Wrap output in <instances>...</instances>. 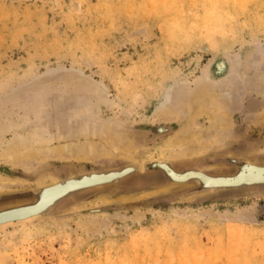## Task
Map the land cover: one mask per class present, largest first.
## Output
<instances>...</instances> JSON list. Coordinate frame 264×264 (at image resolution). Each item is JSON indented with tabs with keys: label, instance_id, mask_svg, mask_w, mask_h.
<instances>
[{
	"label": "rangeland",
	"instance_id": "1",
	"mask_svg": "<svg viewBox=\"0 0 264 264\" xmlns=\"http://www.w3.org/2000/svg\"><path fill=\"white\" fill-rule=\"evenodd\" d=\"M259 71L264 0H0V153L13 141L38 153L29 169L0 156V175L15 180L0 194L103 171L96 168L119 177L125 163L175 158L169 144L179 139L177 121L153 117L186 77L202 72L211 88H232L237 103L225 146L203 155L235 154L264 124L246 117L253 100L264 104L254 84ZM216 120L202 116L198 141L216 132ZM114 125L129 128L132 154L105 141L104 129ZM58 146L69 156H55ZM248 156L264 162V137ZM58 164L63 175L82 173L58 177ZM215 168L229 167H207ZM159 173L129 175L88 203L65 197L43 217L52 199L47 190L35 202L1 205L21 217L37 215L0 227V264H264V194L181 195L150 184ZM240 212L244 221L231 219Z\"/></svg>",
	"mask_w": 264,
	"mask_h": 264
},
{
	"label": "bare ground",
	"instance_id": "2",
	"mask_svg": "<svg viewBox=\"0 0 264 264\" xmlns=\"http://www.w3.org/2000/svg\"><path fill=\"white\" fill-rule=\"evenodd\" d=\"M239 65L240 60L236 58L232 67L237 69ZM256 75L260 76L259 78H257L254 84L256 85L257 89L260 86V93L264 97V76L263 78H260L262 77V75H264V72L259 71ZM233 80L234 78L230 79V82ZM209 84L210 82L208 76L204 72L194 77L192 80L187 79L186 77L183 83L180 84L176 95L168 104V106L159 110L153 117L154 120L177 121V125L175 124V129L176 134H179V139H176V141L170 143L169 147L172 152L176 154L174 157H179V159L183 161L182 163H178L177 159L171 156L158 158L148 157V159H145L142 162H138L136 163V165H125L119 171L121 172L119 177H115L116 170H109L111 168H105L102 169V172L90 173L87 175L83 174L82 176L76 179L61 180L60 182H56L55 184L53 183L52 185L47 187L41 186V188H39L35 192V196L39 197L40 190H47L48 194L52 198L49 203L44 205L42 211L54 207V205H57L56 203L62 200L63 198L68 197L69 195L79 192L81 190L88 189L95 192L107 188L114 182H120L121 184L122 180H127V178L129 179V175L135 177L137 176L136 174H138L139 171L146 169V167H153L152 169L161 172V175L165 177L168 183H170L167 187H174L178 188L179 190H185L187 188L197 185L199 188L207 191L218 190L220 192V190H227L228 192H234V194H237L236 192L240 190L247 191L253 188L263 187L264 162L258 159H250L247 153H217V155L225 154L226 156H220L218 159H214V164L212 167L224 166L227 168L228 166L229 168L227 170L218 168L210 170L207 169V167L201 165V162H203V158L200 159L199 157L202 156L203 153L208 151L217 152L218 149L223 148L225 146L227 141L226 136L227 133H229V127L233 123L231 111L233 107H235L237 104L236 100L233 99L234 91L232 88L227 87L215 90L211 88ZM224 84L225 82H223V85ZM226 85H228V83H226L224 86ZM236 85L237 84H234L233 86L236 87ZM248 107V114L246 115V117L248 118V122H264V104L261 102V100H253L251 104L248 105ZM204 114L208 115V117L217 119V128L216 132L213 135H209L208 137L202 139V141H198L196 139V135H198L200 132L195 130V126H197ZM171 128L172 127H170L169 129ZM112 131L104 129L102 136H104L105 141H113L114 150H118L123 155L126 153L132 154L134 152L133 148H136V146H134V144H131L130 142L132 133L130 132L129 128H120L119 126L117 128L116 126ZM47 138L48 137L41 136L38 139L42 141H49L50 138ZM121 139H123L122 141H126V144H123L121 142L123 144L122 145L120 143ZM36 149L34 151L29 149L26 145L19 146L18 143L13 141L9 143L5 148H3V152L0 153V156H5V158L10 160L13 164L23 166L26 169H29L33 167L32 160L36 159L35 157L38 154ZM249 150H251V148H249L247 151ZM54 155L62 158L69 156V153L65 146H58L54 151ZM214 155H216V153ZM185 159H189V161H186ZM221 160H224L227 163H224V161ZM80 172L82 173V171ZM145 174L148 175V173ZM145 174L142 175L144 176ZM47 179H50L51 181L55 180L52 176ZM13 180L14 179L0 175V190L7 188L10 185V182H13ZM43 181L46 182L48 180L43 179ZM158 184L154 185L158 186ZM91 187L97 189H91ZM20 215V211L3 210L0 211V221L4 219H11L12 217H19ZM36 215L37 214L30 212L28 216L22 217V219L18 218L13 221L7 220L8 222H4L0 225L7 223L13 224L14 222L24 219H28L29 221ZM230 216L234 217L231 219H238L243 221L245 220V212H240L239 214ZM21 223H25V221H22Z\"/></svg>",
	"mask_w": 264,
	"mask_h": 264
},
{
	"label": "water",
	"instance_id": "3",
	"mask_svg": "<svg viewBox=\"0 0 264 264\" xmlns=\"http://www.w3.org/2000/svg\"><path fill=\"white\" fill-rule=\"evenodd\" d=\"M261 135H263V136H261ZM260 136H261L262 141H263V137H264V124H262V126L259 128L257 137H255V138H244V140L242 142L243 147L239 148L238 151L239 152L247 153V155H249L250 152L254 150V148H256L257 146H259L261 144L262 141L258 145H256V143H255V140L257 138H259ZM249 148H251V150L247 151ZM239 152H237V153H239ZM217 157L218 156H215V155L211 154V155H203V156H200L199 158L200 159L203 158L202 159L203 162H201L202 163L201 164L202 166L210 168V167L213 166L214 159L217 158ZM142 161L143 160H137L135 162L125 163V164L126 165L127 164L128 165H136L137 162H142ZM133 163H135V164H133ZM125 164H121V165L114 166V167L115 168L116 167H121V166H124ZM64 166L65 165L58 164L56 167L53 168V172H55L56 174H58V177L59 176L66 177V176L71 175V174L78 175V173L80 172L79 170H72L70 174L63 175L61 173V171L64 169ZM105 168H96V169H93V170H101V169H105ZM152 168L153 167H146V169H143L142 171H139V173L136 174V175L139 176L140 174L142 175V174H145V173L150 174V173H153V172H157V173L159 172L158 170H154ZM154 168H156V167H154ZM89 170H91V169H89ZM145 175H147V174H145ZM159 175H160L159 178H155V179L150 180L149 181L150 184H152V185L153 184H158V183H161L160 185H163V184L168 185V184H170V183H168L166 181L165 177L161 175V173H159ZM121 186H123V184H120V182H114L112 185L108 186L107 188L102 189V190H98V191H95V192L94 191L93 192H87V193L85 192V194H83L81 192H79V193L76 192L77 194L74 193V194L69 195L67 197V199L64 200L63 202L67 201V202H71L72 204H75V205H79V204H83V203H88V202L93 201L94 199H97V198H99L101 196H104L106 194H109L110 192H113L114 190L119 189ZM37 189H38V187L36 185V186L31 187V188L24 189V190H20V191L2 193V194H0V206L3 205V204H5V203L13 202V201L20 200V199H29L28 202H32V201H34L35 192H36ZM201 192H208V191L207 190H203V189L199 188L196 185V186L187 188L185 190L184 189L183 190H180L178 192V194L185 195V194H196V193H201ZM212 192H215V191H212ZM231 193L234 194V192H231ZM236 193L238 195H253L254 193H258L260 195V194H264V186L263 187H259V188H253V189H250V190H247V191L240 190V191H238ZM24 203H27V202H24ZM14 205H17V204H14ZM131 205L132 206L133 205L135 206V205H139V203L135 202V203H133ZM8 206H10V205H8ZM127 206H130V205H127ZM3 207H7V206H3ZM55 209L56 208H52L51 210L48 209L49 210L48 212H47V210H45L43 212L44 214L42 213L40 215H42L41 217H43V216L51 213ZM45 212H46V214H45ZM18 218H22V217L20 216V217H12L11 219H4V220L0 221V224H2L4 222H8L7 220L13 221V220H16ZM8 224L11 225V223H8ZM8 224L0 225V227L6 226ZM15 224H17V223L15 222Z\"/></svg>",
	"mask_w": 264,
	"mask_h": 264
}]
</instances>
